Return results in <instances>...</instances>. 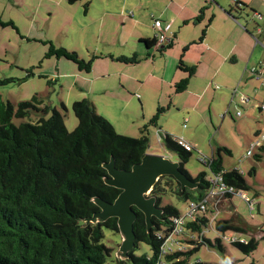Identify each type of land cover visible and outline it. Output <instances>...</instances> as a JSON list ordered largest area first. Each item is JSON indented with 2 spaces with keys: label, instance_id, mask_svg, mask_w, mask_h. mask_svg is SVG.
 <instances>
[{
  "label": "trees",
  "instance_id": "1",
  "mask_svg": "<svg viewBox=\"0 0 264 264\" xmlns=\"http://www.w3.org/2000/svg\"><path fill=\"white\" fill-rule=\"evenodd\" d=\"M79 1L69 0L72 4ZM204 12L205 9L197 21L202 20ZM0 24L14 27L12 22L0 20ZM144 43L149 49L157 45V40ZM48 44L47 58L66 59L81 71H91L92 61H85L77 53L57 48L50 42ZM173 45L170 41L161 47V51L172 49ZM118 61L134 65L140 60L134 55L131 58L120 57ZM178 68L187 74L175 88L177 93H182L195 76L196 68L187 67L183 59ZM34 76L32 70L28 71L27 77ZM16 82V79H4L0 80V86ZM62 106L65 109L64 104ZM72 107L79 124L74 132H69L63 114L47 105L41 95L17 105L0 96V264H206L190 262L198 248L188 250L182 244L184 250L165 252L164 244L174 229V220L182 214L172 205H161L169 193L181 202L202 200L210 188L211 174L219 172H224L228 185L238 190H250L251 186L241 171L224 169L222 153L230 155V150L218 149L212 165L205 166L210 176L203 172L193 179L185 169L192 152L186 151L165 133V149L177 156L180 171L198 186L193 190H182L173 177H161L151 196L156 197L157 205L163 209V219L153 218L154 226L148 230L145 215L133 208L137 214L135 248L128 259L115 256L113 260V250L105 243V231L118 233V219L86 223L87 219L100 212L95 198L113 203L121 193V190L106 185L108 172L103 165L112 158L119 170L130 171L139 164L150 147L148 129L157 127L159 116L165 110L160 108L156 116L141 128L139 138H129L119 135L106 118L97 114L88 100L77 101ZM14 120L22 122L16 125ZM263 153L264 147L253 154L257 162L263 160ZM255 174L253 169L250 176ZM209 222L206 216L199 222L188 221L179 238H193L210 232ZM216 230L220 233L247 232L233 219L217 221ZM204 242L213 245L205 238ZM217 244L221 248L220 239ZM232 244L246 255L258 248L255 239ZM142 245L149 251L143 250L138 254Z\"/></svg>",
  "mask_w": 264,
  "mask_h": 264
},
{
  "label": "crops",
  "instance_id": "2",
  "mask_svg": "<svg viewBox=\"0 0 264 264\" xmlns=\"http://www.w3.org/2000/svg\"><path fill=\"white\" fill-rule=\"evenodd\" d=\"M38 1L40 6L43 3L50 4L47 11L50 10V15L57 20L58 29L72 24L73 21L64 20L74 18L79 13L78 5L84 4V36H90L92 43L95 42L94 50L100 52L95 55L89 73L99 67L104 72L94 78L80 76L82 80L90 82L81 92L94 105L98 114L109 118L107 110H112L115 104L110 99L115 101L120 98L121 103L116 104L119 113L127 114L129 109L140 113L139 122L134 120L128 125L133 128L139 126L141 131L142 126L152 120L160 108L165 110L159 116L155 133L148 131L150 147L147 153L155 154L149 151L155 142V134L159 141L164 142L166 132L162 130L169 128L165 124L174 109L186 111L188 118L192 119L199 115L198 110L206 103V99L210 115L212 112H221L228 104L222 119L230 113L231 107L244 108L246 112L241 117L245 115L242 122L247 128L244 130L250 146L259 134L264 133V113L257 108L258 103L264 100V90L251 73L253 68H264V0H81L74 4L69 0ZM203 9L204 16L201 21H197ZM231 13L235 16L249 14L251 22L237 20ZM156 20L162 23L160 31L155 27ZM159 33L167 37V43L172 41V49L178 48L179 53L170 54L172 49L162 52V48L157 45L148 49L144 42L156 39ZM85 44L87 48L91 45L88 38L84 39ZM194 48L197 50L193 52L196 55L191 57L189 53ZM138 49L142 52L139 55L136 53ZM124 50H130L133 55L122 53ZM156 50L160 53V59H156L152 53ZM134 55L140 60L138 64L118 61L120 57L131 58ZM182 59L187 67L196 68V74L191 78L187 90L177 93V83L187 77L178 68ZM204 66L209 70L201 74ZM64 76L59 74L62 79ZM153 81L157 84L160 82L168 89L165 92L161 89L157 96L148 97L147 91ZM214 83L218 84L214 90L221 91L222 88L225 91H210ZM139 93L143 94V98ZM184 93V97H176ZM243 96L250 101L243 103ZM115 120L116 124L125 125L121 116ZM197 127L201 129V124H197ZM250 135L255 137L254 141ZM180 138L188 142L194 151V136L183 133ZM162 147L165 148L164 144ZM216 155L217 151H214L211 158ZM222 160L227 171L223 157ZM210 209L212 212L213 208ZM243 228L247 232L250 230L249 227Z\"/></svg>",
  "mask_w": 264,
  "mask_h": 264
},
{
  "label": "rangeland",
  "instance_id": "3",
  "mask_svg": "<svg viewBox=\"0 0 264 264\" xmlns=\"http://www.w3.org/2000/svg\"><path fill=\"white\" fill-rule=\"evenodd\" d=\"M49 5V3H43L40 6L38 0H0V20L4 23L12 22L14 24V27H4L0 24V80L16 79L18 81L6 86H0V96L3 100L17 105L22 101H29L39 94L47 105L63 114L67 129L69 132H74L78 127L79 121L74 114L72 106L77 101L87 99L84 98V93L81 90L83 87L89 86L90 83L84 81V79L82 80L80 76L82 78L84 76L94 78L104 71L99 67L87 74L86 72H80L79 67L71 61L58 59L57 57L47 58L50 50L49 42L57 48H64L70 52L77 53L81 59L88 62H93L96 59L95 55L100 53L94 50L95 42L92 43L90 36H84V4L78 5L80 6L79 13L74 18L64 20L73 22L65 25L62 29H58L57 20L50 15V10L49 12L47 11ZM85 38H88L91 44L88 48L86 44L84 45ZM182 50L183 48L180 49L181 53L183 52ZM195 51H197L196 48L192 49L189 56L193 57L196 55L193 53ZM122 53L133 55L130 54V50H124ZM136 53L139 55L142 52L138 49ZM152 53L156 59L161 58L157 50ZM169 53H179L178 48L175 47ZM207 68L205 66L202 67L201 74H205L209 70ZM30 70L34 72V77H27V73ZM59 74L67 75V78L64 76L62 79ZM153 82L149 91H147L148 97L157 96L161 89L164 92L168 89L161 85L160 82H158L159 84L155 81ZM215 85L217 86L218 84H212L210 89L213 93L225 91L221 87V91L214 90ZM139 95L143 98L142 93H139ZM185 95V93L183 95L177 94L176 97L182 98ZM101 101L100 103H102ZM110 101L115 104L112 110H107L110 116L106 119L114 126L119 135L139 138L141 136L139 126L133 128L128 124L134 120L139 122L140 113L136 114L134 109H129L127 114L121 115L116 107V104L121 103L120 98L115 101L110 99ZM150 102H153V100H150ZM207 102L208 99L198 110L199 115L192 119L188 118L186 111L178 112L177 109H174L171 117L168 116L170 118L167 121L168 123L166 122L165 124L169 128H165L162 131L170 134L173 138H180L183 133L195 137L194 151L189 162L185 165V169L193 179L203 172L210 176L209 170L200 161L202 156L210 159L212 153L214 151L216 153L220 148H227L232 152L230 155L222 153L225 161L224 166L227 171H233L238 168L240 169L239 171L244 172V178L251 186L250 190L245 191V195L250 202H253L254 209L250 207L248 201L240 196L225 199L224 203L222 201L221 205H219L220 211L216 224L217 221L233 219L237 225L249 227L250 230L242 233L234 231L220 233L215 228L210 232L204 233L203 236L199 234L193 238L178 237L175 239L177 240L176 243L185 245L188 250L198 248V252L191 257V263L202 261L206 264H264V157L261 162L256 161L255 155L246 158L250 145L247 143V132L244 130L247 128L242 122L245 115L241 117L246 112L244 108L237 109L236 106H233L230 108V113L227 114L226 118L222 119V116L228 110V104L221 112H212V115H210L211 112L207 108ZM63 104L65 109L62 106ZM98 115L102 116L101 114ZM119 116L125 120V125L124 123L116 124L115 118L118 119ZM32 118L34 119V117ZM197 118L198 120H196ZM21 122L20 120H14L16 125ZM162 123L163 119H161ZM199 123L201 124V129L197 127ZM154 129L156 128L152 126L148 130H152L155 133ZM154 136L155 142L151 145L149 151L156 155H164L172 161L177 160L176 155L168 154L167 150L162 147L164 142L159 141L156 134ZM250 137L254 141L255 137L251 135ZM254 153L257 154L258 150H255ZM253 169L256 170V174L255 176H250V172ZM166 205L176 207L182 215H185L188 211L187 203L179 201L172 193L163 198L161 207ZM206 217L210 222L214 220L211 214H207ZM105 234L107 236L105 243L113 250L112 256L114 260L123 241L122 235L120 231L117 233L107 230ZM232 237L240 238L247 242L255 239L258 242V248L252 254L246 255L229 241ZM204 238L211 241L213 245L206 244ZM219 239L221 240V248L217 244ZM143 250L149 251L147 246L142 245L138 254Z\"/></svg>",
  "mask_w": 264,
  "mask_h": 264
},
{
  "label": "water",
  "instance_id": "4",
  "mask_svg": "<svg viewBox=\"0 0 264 264\" xmlns=\"http://www.w3.org/2000/svg\"><path fill=\"white\" fill-rule=\"evenodd\" d=\"M231 16L246 23L251 22L249 14L235 16L231 13ZM103 167L108 172L105 178L106 185L121 190V193L113 203L95 198L94 202L100 208V212L87 219L86 223H104L111 218H117L123 238L117 258L123 260L128 259L129 253L136 245L134 224L137 214L133 208L145 215L148 230L154 226L153 218L163 219V209L157 205L156 197L151 196L154 186L161 177H173L181 185L182 190H193L198 186L180 171L179 161H172L163 155L146 153L142 161L134 165L130 171L119 170L114 158Z\"/></svg>",
  "mask_w": 264,
  "mask_h": 264
},
{
  "label": "built area",
  "instance_id": "5",
  "mask_svg": "<svg viewBox=\"0 0 264 264\" xmlns=\"http://www.w3.org/2000/svg\"><path fill=\"white\" fill-rule=\"evenodd\" d=\"M155 27L160 31L162 27L161 21L156 20ZM156 39H157V47H162L166 45L168 42L167 37L163 33H159ZM251 73L253 78L260 82L261 84L260 87L264 90V68L263 67L253 68ZM241 100L243 103H248L250 101L249 98L245 96H243ZM257 108L262 113H264V100L258 103ZM174 140L186 151L193 152V147L183 138H174ZM262 147H264V133L259 134L255 142L251 144L250 150L247 152L246 158L253 156L254 151L259 150ZM200 161L204 166L210 167L213 163V158L209 159L207 157L202 156L200 158ZM209 183H210V188L206 192L205 197L197 202L195 201L188 202L187 213L185 215H182L180 218L174 220V229L170 233L169 237L167 238V241L164 244L165 252L171 253L177 250L178 251L184 250V247L176 243L177 240L175 239L181 235V232L188 221L199 222L203 219L204 216H206L207 214H211L214 220L212 222H209L208 226L210 230L215 229L219 205L225 199L234 196H240L244 200L248 201L250 203V207L254 209L253 202L252 201L250 202L249 199L246 197L245 191L238 190L234 186H230L225 182L224 172L211 174L209 178ZM210 208H213L212 212L210 211L211 210ZM204 233L200 235L203 236ZM229 241L247 243L246 240L235 237L230 238Z\"/></svg>",
  "mask_w": 264,
  "mask_h": 264
}]
</instances>
